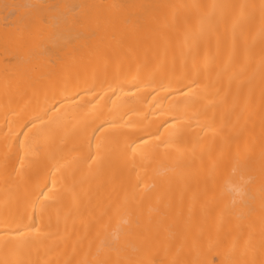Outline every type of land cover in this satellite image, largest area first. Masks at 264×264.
<instances>
[{
    "label": "bare ground",
    "instance_id": "bare-ground-1",
    "mask_svg": "<svg viewBox=\"0 0 264 264\" xmlns=\"http://www.w3.org/2000/svg\"><path fill=\"white\" fill-rule=\"evenodd\" d=\"M0 264H264V0H0Z\"/></svg>",
    "mask_w": 264,
    "mask_h": 264
}]
</instances>
